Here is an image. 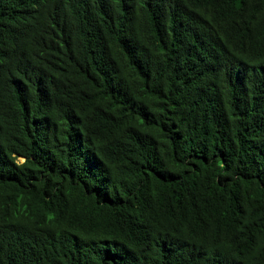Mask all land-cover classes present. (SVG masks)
Masks as SVG:
<instances>
[{
	"label": "trees",
	"instance_id": "1",
	"mask_svg": "<svg viewBox=\"0 0 264 264\" xmlns=\"http://www.w3.org/2000/svg\"><path fill=\"white\" fill-rule=\"evenodd\" d=\"M0 264H264V0H0Z\"/></svg>",
	"mask_w": 264,
	"mask_h": 264
}]
</instances>
